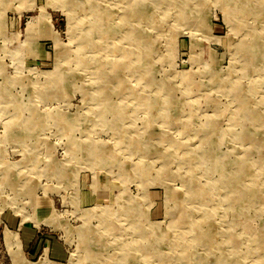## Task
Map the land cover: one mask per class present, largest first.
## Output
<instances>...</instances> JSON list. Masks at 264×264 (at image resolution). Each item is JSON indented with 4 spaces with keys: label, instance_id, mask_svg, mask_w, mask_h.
<instances>
[{
    "label": "rangeland",
    "instance_id": "rangeland-1",
    "mask_svg": "<svg viewBox=\"0 0 264 264\" xmlns=\"http://www.w3.org/2000/svg\"><path fill=\"white\" fill-rule=\"evenodd\" d=\"M23 227L25 264H264V0H0V264Z\"/></svg>",
    "mask_w": 264,
    "mask_h": 264
},
{
    "label": "crops",
    "instance_id": "crops-1",
    "mask_svg": "<svg viewBox=\"0 0 264 264\" xmlns=\"http://www.w3.org/2000/svg\"><path fill=\"white\" fill-rule=\"evenodd\" d=\"M31 232L30 230L26 227H23L22 229V232L21 234L19 235V246H20V251L21 253H17L16 254V261L19 263V264H25V260H27L24 256H23V253H22V249H27L28 247V242H29V239L31 238Z\"/></svg>",
    "mask_w": 264,
    "mask_h": 264
},
{
    "label": "bare ground",
    "instance_id": "bare-ground-1",
    "mask_svg": "<svg viewBox=\"0 0 264 264\" xmlns=\"http://www.w3.org/2000/svg\"><path fill=\"white\" fill-rule=\"evenodd\" d=\"M90 7H91V6H90ZM259 11H260V10H259ZM139 15H141V14H139ZM141 18H142V17H141ZM196 19H197V18H196ZM141 54H142V53H141ZM142 61H143V60H142ZM142 61H141V62H142ZM85 228H86V227H85ZM90 247H91V246H90Z\"/></svg>",
    "mask_w": 264,
    "mask_h": 264
}]
</instances>
